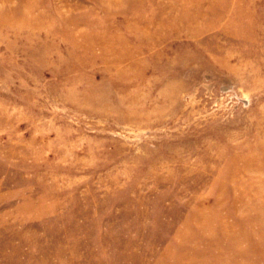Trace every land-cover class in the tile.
Here are the masks:
<instances>
[{
    "label": "rangeland",
    "instance_id": "1",
    "mask_svg": "<svg viewBox=\"0 0 264 264\" xmlns=\"http://www.w3.org/2000/svg\"><path fill=\"white\" fill-rule=\"evenodd\" d=\"M0 264H264V0H0Z\"/></svg>",
    "mask_w": 264,
    "mask_h": 264
}]
</instances>
